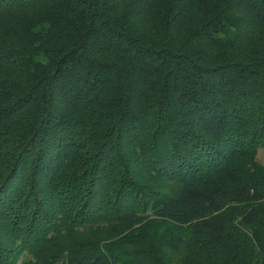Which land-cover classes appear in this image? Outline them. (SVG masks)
Returning <instances> with one entry per match:
<instances>
[{
    "label": "trees",
    "instance_id": "trees-1",
    "mask_svg": "<svg viewBox=\"0 0 264 264\" xmlns=\"http://www.w3.org/2000/svg\"><path fill=\"white\" fill-rule=\"evenodd\" d=\"M261 148L264 0H0V264H264Z\"/></svg>",
    "mask_w": 264,
    "mask_h": 264
},
{
    "label": "rangeland",
    "instance_id": "rangeland-1",
    "mask_svg": "<svg viewBox=\"0 0 264 264\" xmlns=\"http://www.w3.org/2000/svg\"><path fill=\"white\" fill-rule=\"evenodd\" d=\"M256 161H257V165H259L258 167L259 168H262V170H264V148H261L258 151V154H257V157H256ZM236 175L237 174H235L234 171H228L227 170L226 172L217 173L214 176L215 177H236ZM161 180H163V179H161ZM139 181H138L139 184L144 185L143 184L144 182H142V181L139 182ZM164 181H165V187L163 189L167 193L168 192H172L174 189L177 188V186L180 185V181L176 180L175 178L172 179V180L164 178ZM140 198H141V196H139V198L137 199V201ZM112 200H113V197L110 198V202ZM141 205H142V203L139 202V206H141ZM39 223H41V222H39ZM111 228H112L111 226H107L106 227L107 230H110ZM0 234H1V232H0ZM2 235H4V233L0 235V243H3L4 242V239L1 238ZM184 250L185 249H183L182 252L177 251V252H171V253L167 254V256L164 257V262H166L168 264H179V263L181 264L183 258H188V263H190L191 260H193L192 255H189L188 254V251H184ZM164 252L165 251L163 250V253ZM21 261L22 260H20L19 262H21ZM123 264H130V263H128V262L125 261ZM146 264H150V263H146ZM152 264H155V263H152Z\"/></svg>",
    "mask_w": 264,
    "mask_h": 264
}]
</instances>
